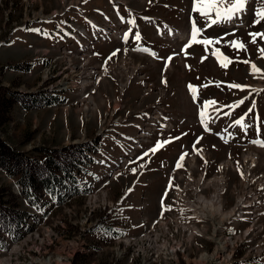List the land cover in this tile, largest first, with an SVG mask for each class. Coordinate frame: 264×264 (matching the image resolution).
I'll list each match as a JSON object with an SVG mask.
<instances>
[{
    "label": "rangeland",
    "instance_id": "rangeland-1",
    "mask_svg": "<svg viewBox=\"0 0 264 264\" xmlns=\"http://www.w3.org/2000/svg\"><path fill=\"white\" fill-rule=\"evenodd\" d=\"M193 7L194 0H0V140L9 147L5 158H0V264H157L159 260L160 264H264V207L258 220L254 208L243 210V213L251 210L249 217L257 227L250 235H246L249 224L244 222L238 224L242 231L237 235L230 233L233 227L228 223L224 229L227 221L217 229L218 237L229 242L223 251L214 241V225L209 220L198 223V227L169 218L168 222L151 226L141 237L127 244L123 242L125 237L140 232L144 218L157 216L174 159L182 150L190 149L194 140L202 145L197 147L193 183L201 185L202 190L205 188L203 193H207L208 199L219 190L225 212L242 196L246 197L247 206L255 203L258 195L247 193L249 186H264L260 183L264 179V148L251 145L253 140L264 139V58L258 51L264 47V39L257 38L253 44L249 35L264 32V21L254 24L255 11L264 8V0H249L245 11L231 22L211 27H206L205 20ZM133 11L135 23L142 28L134 27L132 33L142 35L139 41L128 39L127 50L122 49L121 40L115 36L96 41L92 34L93 50L85 46V52H81L67 36L66 32L74 27L85 33L84 29L96 21L98 26L118 28L117 14L130 27ZM139 14L166 19L167 26L162 27L166 37L158 36V28L143 23ZM193 19L205 29L199 39H223L207 48L194 44L187 48L186 55ZM170 25L177 28L175 34L182 33L184 37L171 39ZM232 40L243 41L246 51L230 47L228 42ZM83 41L85 45L89 42L86 37ZM141 47L148 49V53L135 52ZM215 48L234 61L228 68L221 67L212 54ZM113 52L117 55L108 59ZM204 57L207 59L202 62ZM244 60L250 63L245 64ZM82 62L96 69L93 82H102L98 89L95 87L98 83L84 87L87 81L80 82ZM251 63L261 72L254 73ZM104 65L109 69L106 74ZM132 80L138 84L129 88ZM127 81H131L128 86H122ZM62 82L71 87L60 90ZM231 83L244 85L245 89H231L227 86ZM189 84L197 87V101ZM113 86L117 92L107 94L103 102L101 97L107 87ZM20 94L21 101L13 100ZM31 94L37 95L40 106L27 107L31 100L24 96ZM242 99L244 103L239 107H227ZM208 100L217 101L223 118L215 122L210 105L207 111L211 132L205 133L197 111L201 102ZM101 103L103 110L98 122L97 105ZM259 105L260 126L255 111ZM250 106L251 112L243 118L247 127L230 126ZM161 108L170 116L168 127H159L160 130L143 138L139 127L127 125L138 120L142 127L149 125L156 129L151 116ZM136 141L144 142L141 149L133 148ZM164 141L170 143L155 154L149 152ZM204 149L209 155L206 175L212 179L209 185L195 180L201 169L198 165L203 163L199 155ZM145 152L149 155L143 156ZM249 152L260 155L259 163L253 166L249 159L238 164L237 160L244 159ZM230 159L232 164L226 165L218 176L217 164ZM2 161H7V165L1 164ZM72 166L79 193L69 195L66 200L60 202L46 188L36 190L32 197L24 191L21 170L28 168L41 178ZM184 167L183 163L178 169V181L187 177ZM245 172L250 174L249 179ZM72 189L73 185L69 194ZM60 192V196L66 193ZM259 192L263 198L264 187ZM193 197L194 193H186L185 207L194 205ZM165 202H170V196ZM20 212L34 226L22 238L12 240L11 234L18 233L7 232L5 228L9 226L5 223ZM194 229H198L196 234H192ZM204 254L207 261L202 263L200 258Z\"/></svg>",
    "mask_w": 264,
    "mask_h": 264
},
{
    "label": "bare ground",
    "instance_id": "bare-ground-1",
    "mask_svg": "<svg viewBox=\"0 0 264 264\" xmlns=\"http://www.w3.org/2000/svg\"><path fill=\"white\" fill-rule=\"evenodd\" d=\"M72 1V0H71ZM68 2V1H67ZM70 3V2H69ZM67 4V3H66ZM60 10V9H59ZM56 11V10H55ZM54 11V12H55ZM61 11V10H60ZM57 12V11H56ZM166 34V33H165ZM183 34L180 33V34H174V38H182ZM173 38V39H174ZM127 59V58H126ZM90 61V60H87V62ZM83 63V62H82ZM82 70L80 71L83 75L82 77H80L81 75L79 74L78 77H79V80L80 82H83V84L86 82V81H89V84L85 85L84 87H87L88 85L92 84V80H93V75L96 73V70H93V69H90L88 66H86V64H82ZM107 67V66H106ZM126 69V68H125ZM109 72V69L108 67L106 69H104V73H108ZM103 73V75H104ZM132 73V71H131ZM87 76L89 77V80L86 79ZM132 76V74H131ZM96 77V76H95ZM97 78V77H96ZM129 79V78H128ZM85 80V82H84ZM91 81V82H90ZM88 83V82H87ZM98 83V84H97ZM102 82H96L95 84H97V86H95L97 89L99 88L100 84ZM129 83V82H128ZM125 85L127 86L125 83H122V86ZM71 86H68V84H65L64 82H62V84H59V89H64V88H70ZM57 88V89H58ZM123 90V89H122ZM90 102V101H88ZM85 107V106H84ZM154 118H157L159 117V115H155L153 116ZM113 119V118H112ZM111 120V119H110ZM109 120V121H110ZM104 126V125H103ZM145 135V136H144ZM142 137H147L146 134H141ZM206 155V153H204V156ZM258 155L259 154H256L254 152H249L245 157L244 159H239L237 160V163L240 164L241 161H247L249 159H251L253 162L252 163H258L259 162V158H258ZM260 156V155H259ZM224 164L228 165V164H232V160H227L226 162H223ZM196 163H194L195 165ZM249 165V164H248ZM196 166V165H195ZM248 167V166H247ZM253 170V169H252ZM251 171V170H250ZM196 174V173H195ZM254 174V173H253ZM192 176L194 177V172L193 171H188L187 173V177L182 180L181 182V185L179 188H177V190L175 191L174 193V199H173V205H172V208L171 210H168L166 214L162 215V216H159L157 218H155L153 221H150V222H147L144 223V227H143V230L136 236H132V237H129L125 240L124 243H128L130 240H133V239H136V238H139L141 237L143 234H145L150 228L151 226L157 224V223H160V222H168L169 218H173L175 219L176 221H178L179 223H181L182 225H185V226H189V225H194V226H198V223L200 222H204L206 220H209L211 221V224L214 225V234L212 236H214V241L217 242L219 244V249H221L222 251L225 249V247L227 246V242L228 241H225L226 239H224V241L221 240V236L218 237L216 231L217 229L223 224V222L227 219H229V217H232L235 215V209L237 207V210H236V214L240 215V214H247L248 217L252 214H250V212H245L243 213V210L244 209H248L249 207L251 208V206H247L244 202L245 198L244 196L241 197V199H239V201L237 202L236 206L232 207L231 209H229V212H225L223 209H222V198L220 197V192L217 191L215 192V194L211 197L210 196V199H208L209 197L206 196V194L203 193V190L201 187V185H198L197 183H193V178ZM219 176V175H218ZM257 176V175H256ZM183 177V176H182ZM200 177V175H199ZM197 176L195 177V180L197 182L198 179H196ZM213 178V177H212ZM220 178V177H219ZM211 179V178H210ZM217 179V178H216ZM254 179V178H253ZM220 180V179H219ZM224 182V181H223ZM252 182V181H251ZM252 184V183H251ZM254 185V184H253ZM191 186V187H190ZM254 188H252L251 186H249V189H248V192L247 193H251L252 192V195L254 194H257L258 195V199L257 201L254 203L256 205V207H252L255 209V212H257V220L259 218V210L262 209L263 207H258L259 203H261L262 201V197L260 195V192L258 190V188L256 186H253ZM221 188V187H220ZM222 189V188H221ZM220 189V190H221ZM255 190V191H254ZM194 193V197H193V203L194 205H190L189 207H185L184 204H183V198H185L186 196V193ZM246 193V194H247ZM213 194V193H211ZM246 196V195H245ZM244 198V199H243ZM243 202V203H242ZM242 203V204H241ZM239 204H241V207L239 208ZM239 205V206H238ZM251 220V227L254 228V229H257V227L253 226V219L250 218ZM228 221V220H227ZM170 224V223H169ZM197 224V225H196ZM168 225V224H167ZM166 225V226H167ZM203 227H204V224H202ZM199 227V226H198ZM178 228V231L180 230V227L177 226ZM205 228V227H204ZM223 228V227H222ZM198 230V229H197ZM196 229L193 230V233L192 234H196ZM202 232V231H200ZM199 233V231L197 232ZM255 233V232H254ZM191 234V235H192ZM254 236V235H253ZM228 237V236H227ZM197 238V236H196ZM189 239H192V236L189 238ZM196 241V240H195ZM201 241V240H200ZM232 241V240H231ZM214 242V243H215ZM229 243V242H228ZM125 246V244H124ZM216 247V246H215ZM240 247V246H239ZM238 248V247H237ZM125 249V247H124ZM216 251V250H215ZM225 252V251H224ZM217 254L220 253V251H217L216 252ZM224 254V253H222ZM131 256V254H130ZM255 257V256H254ZM190 259V258H189ZM223 259V257H222ZM162 261V260H159L157 261V264ZM188 258L186 260V262L188 263ZM200 261L202 263H204L205 261H207V255L204 254L202 255V258H200ZM221 262V261H220ZM160 264V263H159ZM179 264H182L181 262H179Z\"/></svg>",
    "mask_w": 264,
    "mask_h": 264
},
{
    "label": "snow or ice",
    "instance_id": "snow-or-ice-1",
    "mask_svg": "<svg viewBox=\"0 0 264 264\" xmlns=\"http://www.w3.org/2000/svg\"><path fill=\"white\" fill-rule=\"evenodd\" d=\"M86 2V0H85ZM249 0H194V7L193 11L200 14V16L205 20L206 27H211L214 25H219L222 23L231 22L235 17H237L240 13L244 12L246 9V6L248 4ZM255 19L254 24H260L262 21H264V8L258 9L255 11ZM131 23L134 25L135 20L131 21ZM205 29L198 27L197 22L195 19L191 22V39L190 43L185 45V54L187 55V48L191 47L194 44L198 45H204L205 48L207 46L212 45L215 46L216 44H219L221 42V39H215V38H207L199 39L198 37L202 35L203 31ZM30 31H39L38 29H30ZM231 35H234V33H230ZM251 36V42L253 44L257 43V38L264 39V32H251L249 33ZM128 39L127 34L125 35V40ZM135 39L139 41L141 39L140 34L137 32L135 33ZM229 46L237 49V50H245L246 51V44L243 41L240 40H232L228 42ZM147 52L148 49H138ZM119 51V50H118ZM259 53L261 54L262 58H264V47H260L258 49ZM214 56H216L218 62L220 63L221 67L228 68L230 64H232L234 61L231 60L229 57L225 56L219 48H215V50L212 53ZM117 55V52H113L111 56L108 57V59H111L113 56ZM171 57L169 58V60ZM207 59V57L202 58ZM245 64H249L250 61L244 60L242 61ZM251 68L254 73H260L261 69L257 67L255 63H251ZM164 83H167L165 80ZM208 85H204L203 87H207ZM219 86V85H217ZM231 89H240L244 90L245 86L241 84L231 83L227 85ZM193 99L195 100L198 95V90L196 86H193L191 84L188 85ZM246 99V98H245ZM244 103V100L238 101L234 105H228L227 107L231 108H237L241 104ZM217 101L215 100H208L204 102L203 107L200 111V118L202 123L204 124L205 129H208V108L210 105H216ZM251 111V109H249ZM225 115H231V113H225ZM236 125H240L241 127H247V125L244 124L243 118L237 119L235 121ZM253 144H258L261 147H264V140H253L251 141ZM165 143H170V141H164L157 143L154 147H152L149 152L152 154H155L159 149H161ZM199 151V150H198ZM149 152H145L143 156H148ZM187 153L181 154V156L178 158V161L176 163V168L181 169L183 167L182 162L184 161L185 157L187 156ZM143 156L140 157V159H143ZM133 172L136 171V169H132ZM169 190H171V185ZM167 193H165V197L162 198V214L164 211L171 210L169 206L163 204V199L166 198ZM103 230V229H102Z\"/></svg>",
    "mask_w": 264,
    "mask_h": 264
},
{
    "label": "trees",
    "instance_id": "trees-1",
    "mask_svg": "<svg viewBox=\"0 0 264 264\" xmlns=\"http://www.w3.org/2000/svg\"><path fill=\"white\" fill-rule=\"evenodd\" d=\"M30 97L31 100V104L27 105L28 108H33V107H37L41 105L40 100L38 99L37 95L35 94H31V95H25L24 98H28ZM13 100H17V102L21 101L22 97L21 94L20 96L17 97H13ZM48 102L49 99H47ZM9 147L0 140V158H5L6 152L5 151H9L8 150ZM82 152V151H80ZM84 154V152L82 153ZM10 158V155H9ZM9 158L7 159V161L9 160ZM7 161H2L1 164L3 163L4 166L7 165ZM60 171H51L49 172L47 175L39 178L37 177L36 174L32 173L28 168H25L23 170L20 171L21 174V184H23L24 186V191H28V194L31 195V197L34 195V192H36V190H42L43 188H46L48 190H50L54 196H58V199L60 200V202L63 201V199H67L69 197V195H73L74 193H79V189H78V185H75L76 182L78 181L76 175H75V167L72 166L70 167V169H59ZM62 175H59V174ZM67 185V186H66ZM71 185H73V189L71 190L72 193L69 194L68 189L71 187ZM64 191L67 190V192L63 195L60 196V191ZM34 203L38 206V202L34 201ZM4 216V215H3ZM25 215L24 213L20 212L18 213L17 217L15 218H11L12 220H9L7 223V226L5 229L7 230V232L12 233L13 231H15L16 233H18L17 235L14 234V232L11 234V239L12 240H17L20 239L24 236V234L26 233L27 229H32L33 226H31L26 219L24 218ZM36 222H39V219H37ZM34 224V223H33ZM27 227V228H26ZM25 229V231H24Z\"/></svg>",
    "mask_w": 264,
    "mask_h": 264
},
{
    "label": "crops",
    "instance_id": "crops-1",
    "mask_svg": "<svg viewBox=\"0 0 264 264\" xmlns=\"http://www.w3.org/2000/svg\"><path fill=\"white\" fill-rule=\"evenodd\" d=\"M105 83H107V82H105ZM138 83H137V81H134V82H132V84L131 85H133V86H135V85H137ZM130 85V86H131ZM130 86H129V88H130ZM100 87V86H99ZM117 92V88H116V86H113L112 88H108L107 87V92L105 93V95H104V97H101V99H102V101L104 102L105 100H107V98H108V95L107 94H111L112 95V93H116ZM98 107V122H99V120L101 119V111L103 110V104L101 103V106H99V105H97ZM118 108V107H117ZM95 115H96V113H94Z\"/></svg>",
    "mask_w": 264,
    "mask_h": 264
},
{
    "label": "built area",
    "instance_id": "built-area-1",
    "mask_svg": "<svg viewBox=\"0 0 264 264\" xmlns=\"http://www.w3.org/2000/svg\"><path fill=\"white\" fill-rule=\"evenodd\" d=\"M174 259V258H173Z\"/></svg>",
    "mask_w": 264,
    "mask_h": 264
}]
</instances>
